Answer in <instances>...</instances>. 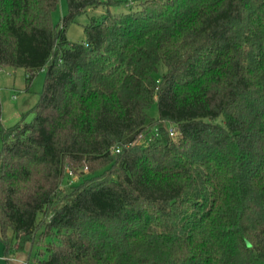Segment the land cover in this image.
<instances>
[{"label":"trees","instance_id":"16d2710c","mask_svg":"<svg viewBox=\"0 0 264 264\" xmlns=\"http://www.w3.org/2000/svg\"><path fill=\"white\" fill-rule=\"evenodd\" d=\"M59 2L0 0V67L47 70L39 101L2 130L6 256L264 264V0H68L54 24Z\"/></svg>","mask_w":264,"mask_h":264},{"label":"rangeland","instance_id":"374dc122","mask_svg":"<svg viewBox=\"0 0 264 264\" xmlns=\"http://www.w3.org/2000/svg\"><path fill=\"white\" fill-rule=\"evenodd\" d=\"M118 1V0H114ZM122 0L121 4L111 6L112 11H128L129 6ZM108 10V5L98 3L90 5L86 11L76 16L67 27V37L70 41L80 42L86 38L85 24L89 23L93 17L99 18ZM68 13V0H60L57 8L52 14L54 24L60 23L62 17ZM167 68L162 64L158 71L154 73V77L160 80ZM46 69L38 70L31 80L27 79V72L24 67L3 66L0 67V153L3 148L2 130L4 128L15 125L22 117V114L33 106L40 99L41 92L44 90L46 81ZM150 117L157 119L159 117L158 103L155 101L149 108ZM144 141V140H143ZM89 166L77 168L72 171L68 168L69 175L61 184V188L66 189L70 185L75 184L83 179L80 172L84 175L90 171ZM19 261V264L28 262L26 255H19L16 260L11 255L6 256L4 244L0 240V264H9Z\"/></svg>","mask_w":264,"mask_h":264},{"label":"crops","instance_id":"0c3cea01","mask_svg":"<svg viewBox=\"0 0 264 264\" xmlns=\"http://www.w3.org/2000/svg\"><path fill=\"white\" fill-rule=\"evenodd\" d=\"M14 259L16 260V257H14ZM17 262H13L12 259L10 260L9 264H19V261L16 260Z\"/></svg>","mask_w":264,"mask_h":264},{"label":"built area","instance_id":"2783aa9c","mask_svg":"<svg viewBox=\"0 0 264 264\" xmlns=\"http://www.w3.org/2000/svg\"><path fill=\"white\" fill-rule=\"evenodd\" d=\"M25 264H39V263L38 262H34V263L26 262Z\"/></svg>","mask_w":264,"mask_h":264}]
</instances>
